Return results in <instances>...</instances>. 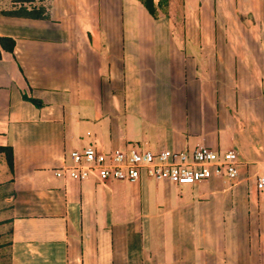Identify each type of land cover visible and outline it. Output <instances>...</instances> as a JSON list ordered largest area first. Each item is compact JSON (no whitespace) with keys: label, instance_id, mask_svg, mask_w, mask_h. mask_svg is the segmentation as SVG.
<instances>
[{"label":"crops","instance_id":"0c3cea01","mask_svg":"<svg viewBox=\"0 0 264 264\" xmlns=\"http://www.w3.org/2000/svg\"><path fill=\"white\" fill-rule=\"evenodd\" d=\"M181 1L180 21L176 0L157 17L139 0L0 14L16 43L0 47L2 264H264V0ZM93 144L233 151L239 176L184 196L145 177L56 176Z\"/></svg>","mask_w":264,"mask_h":264},{"label":"built area","instance_id":"2783aa9c","mask_svg":"<svg viewBox=\"0 0 264 264\" xmlns=\"http://www.w3.org/2000/svg\"><path fill=\"white\" fill-rule=\"evenodd\" d=\"M72 164L56 171L57 177L74 174L81 180L95 178L102 184L110 181L135 183L143 177L176 185H197L213 179L231 184L239 176V158L233 151L220 153L206 147L193 152L165 149L151 151L131 146L105 150L98 144L70 152ZM264 190V176L257 180Z\"/></svg>","mask_w":264,"mask_h":264},{"label":"trees","instance_id":"16d2710c","mask_svg":"<svg viewBox=\"0 0 264 264\" xmlns=\"http://www.w3.org/2000/svg\"><path fill=\"white\" fill-rule=\"evenodd\" d=\"M140 3L146 8L149 14L153 17H157L158 10L164 12V6L169 0H159L156 5L155 0H139ZM33 0H19L18 4H20V8L16 10V12H5L3 15L8 17H16V18H25V19H37V20H47L50 18V11L44 7L39 9L37 8H27L25 4H32ZM165 13V12H164ZM166 15L169 14L166 12ZM0 47L7 52L13 53L16 47V43L11 38H0ZM33 103L37 104L34 100ZM5 156L12 168V159H13V151L12 148H3L0 147V156Z\"/></svg>","mask_w":264,"mask_h":264},{"label":"rangeland","instance_id":"374dc122","mask_svg":"<svg viewBox=\"0 0 264 264\" xmlns=\"http://www.w3.org/2000/svg\"><path fill=\"white\" fill-rule=\"evenodd\" d=\"M34 4H36L37 9L44 7L46 9L49 8L50 5V0H33ZM19 0H0V14H4L5 12H16V10H18L20 8V4H18ZM181 0H176L175 7L173 6L172 8H170V11L174 17V19H177L178 21H180V19L182 18V10H181ZM27 8H32L31 6H33L32 4H27L25 5ZM16 9V10H15ZM176 9L178 10V12L176 11ZM169 11V8H168ZM4 177V172L1 171L0 169V179ZM191 185H181L178 190L176 191L175 195L179 196V194H181L182 196L185 195V192H188V189H190ZM8 188H4L2 187L1 190H7ZM0 264H2V262H0Z\"/></svg>","mask_w":264,"mask_h":264}]
</instances>
